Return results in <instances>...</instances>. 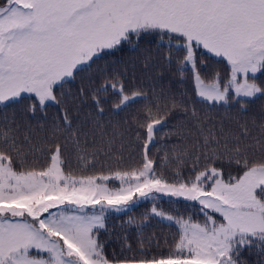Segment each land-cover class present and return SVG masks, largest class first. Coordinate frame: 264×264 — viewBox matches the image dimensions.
<instances>
[{"label": "snow or ice", "instance_id": "snow-or-ice-1", "mask_svg": "<svg viewBox=\"0 0 264 264\" xmlns=\"http://www.w3.org/2000/svg\"><path fill=\"white\" fill-rule=\"evenodd\" d=\"M149 38L167 47L164 59L182 84L190 79L198 101L154 86L150 95L129 76L118 54ZM257 101L258 119L235 129L221 122L218 131L195 107L248 114ZM141 102L133 163L124 133L114 126L109 135L102 117L105 105L125 111ZM51 105L59 113L49 121ZM10 107L12 117L0 118V264H246L244 251L264 264V0H0V110ZM173 110L203 139L157 161L150 146ZM173 164L169 177L163 169ZM158 194L195 202L203 219L153 204L151 215L178 226L167 251L152 252L154 238L133 248L122 236L110 257L100 238L110 212Z\"/></svg>", "mask_w": 264, "mask_h": 264}, {"label": "trees", "instance_id": "trees-1", "mask_svg": "<svg viewBox=\"0 0 264 264\" xmlns=\"http://www.w3.org/2000/svg\"><path fill=\"white\" fill-rule=\"evenodd\" d=\"M158 40L154 38H149L148 40L142 41L140 47L133 49L131 46H125L124 51L119 53L127 67L128 74L131 77L132 73H135L136 82L142 83L143 87L149 91L151 95L153 86L157 93L163 92V94H175L177 99L180 98L179 93L187 92L188 96L185 97L186 100L190 102L198 101L199 98L194 96L192 91V84L190 79L185 82H180V77L176 71V65H168L167 61L164 59V54L168 51L167 47L163 44L157 49ZM166 44V41H165ZM151 54L152 60L150 62L151 66L147 69L143 66V61L146 55ZM205 56L207 54L205 53ZM112 59L111 57L105 58ZM101 66L105 61H98ZM210 65L218 68L224 67V62L221 58L211 57L209 60ZM96 65H93V69ZM80 83L77 79L74 81L70 87L76 88ZM114 99V98H113ZM29 101H25L28 103ZM143 106V103L133 104L130 108L125 111H113L111 104L105 105V114L102 120L105 124V130L111 135L114 130L116 132H123V139L125 141V152L124 156L127 161L135 162L139 160L138 155V145L135 141L136 127L133 123L132 117L135 116L138 110ZM261 101H257L255 105L250 107L248 114H242L238 112L235 108L231 110H226L225 108L217 105L215 108L207 107L203 102H196L195 107L200 113L201 117H205L207 114V125H215L217 130L220 127L221 122L224 123L225 128L235 129L237 122L243 123L248 120L249 124L253 116H257L261 110ZM16 111L14 107L0 110V118H2L3 112H7L9 118L12 117L13 113ZM59 113V109L55 105L49 106L47 109V115L49 121L55 118ZM127 121V123H125ZM35 124L34 120L30 121ZM259 122V121H258ZM166 127L162 129L157 135V142L151 147V152L153 156L160 161L165 153L171 154L175 151H182L184 149H189L190 151H195V146L198 142H201L203 137L200 136L199 130L195 122L190 118V116L185 115L180 110H173L166 118ZM97 139L99 137L97 136ZM119 143V137H118ZM71 159V169L78 172L77 162L74 156ZM204 161H201V166ZM43 161H41V165ZM175 169V164L171 168L163 169L165 174L169 177L172 176ZM92 170H89L91 172ZM187 172V169H184ZM116 182L110 181L109 186L113 187ZM155 204L159 209L169 212L173 215H183L185 217L191 215L194 219L202 220L203 216L199 212V205L195 202L186 201L181 198H159L158 200L146 199L129 210L122 211L119 213L110 212L106 219L107 231H101V239L106 243V252L111 257L112 253L115 252L117 255L120 254L122 240L118 239L122 236H127L128 242L132 244L133 248L137 247V241L144 239L146 242L149 239H155L159 241L160 247H155L152 245V252H166L168 246H170L176 239V234L178 232V226L174 223H170L151 215V208ZM148 219L145 220V216ZM135 220L137 223L129 224V219ZM167 242V243H166ZM242 259L246 261V264H258L262 259L257 253L244 251L242 253Z\"/></svg>", "mask_w": 264, "mask_h": 264}, {"label": "rangeland", "instance_id": "rangeland-1", "mask_svg": "<svg viewBox=\"0 0 264 264\" xmlns=\"http://www.w3.org/2000/svg\"><path fill=\"white\" fill-rule=\"evenodd\" d=\"M114 182H116V185L115 186H113V187H119V182L118 181H114ZM158 196H159V198H176V197H169V196H165V195H163V194H158ZM178 199V198H177ZM181 199H183V198H181ZM142 201H144V200H138L137 201V203L135 204V205H137L138 203H140V202H142ZM135 205H133L132 207H134ZM131 207V208H132ZM122 212V211H121ZM116 213H119V212H116ZM160 218V217H159ZM160 219H162V218H160ZM163 220V219H162ZM164 221H167V220H164ZM167 222H169V221H167ZM170 223H173V222H170Z\"/></svg>", "mask_w": 264, "mask_h": 264}]
</instances>
